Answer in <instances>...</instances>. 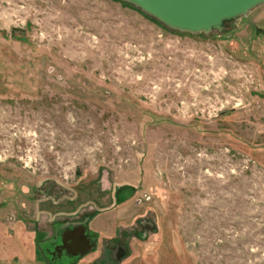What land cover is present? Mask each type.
I'll list each match as a JSON object with an SVG mask.
<instances>
[{
	"label": "rangeland",
	"instance_id": "1",
	"mask_svg": "<svg viewBox=\"0 0 264 264\" xmlns=\"http://www.w3.org/2000/svg\"><path fill=\"white\" fill-rule=\"evenodd\" d=\"M0 264H264V3L204 34L0 0Z\"/></svg>",
	"mask_w": 264,
	"mask_h": 264
},
{
	"label": "water",
	"instance_id": "2",
	"mask_svg": "<svg viewBox=\"0 0 264 264\" xmlns=\"http://www.w3.org/2000/svg\"><path fill=\"white\" fill-rule=\"evenodd\" d=\"M165 26L189 33L222 30L226 20L246 16L264 0H123ZM86 250V249H85Z\"/></svg>",
	"mask_w": 264,
	"mask_h": 264
},
{
	"label": "flooded vegetation",
	"instance_id": "3",
	"mask_svg": "<svg viewBox=\"0 0 264 264\" xmlns=\"http://www.w3.org/2000/svg\"><path fill=\"white\" fill-rule=\"evenodd\" d=\"M91 245V238L85 230L81 232L76 229L75 231L74 227L71 226L65 238H58L54 245L46 247V251L48 257L53 258L52 260L55 262H62L65 259L70 262L89 250Z\"/></svg>",
	"mask_w": 264,
	"mask_h": 264
},
{
	"label": "trees",
	"instance_id": "4",
	"mask_svg": "<svg viewBox=\"0 0 264 264\" xmlns=\"http://www.w3.org/2000/svg\"><path fill=\"white\" fill-rule=\"evenodd\" d=\"M225 22V21H224Z\"/></svg>",
	"mask_w": 264,
	"mask_h": 264
}]
</instances>
